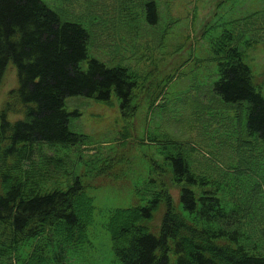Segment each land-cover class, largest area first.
<instances>
[{
	"label": "trees",
	"instance_id": "1",
	"mask_svg": "<svg viewBox=\"0 0 264 264\" xmlns=\"http://www.w3.org/2000/svg\"><path fill=\"white\" fill-rule=\"evenodd\" d=\"M238 1L227 0L209 28L217 72L212 90L238 106L244 134L264 145V94L239 46L244 32L234 33L254 14L225 21L229 3L235 9ZM158 17L157 2L148 1L146 22L156 26ZM90 39L83 24L44 0H0V88L10 66L18 78L0 110V264H264V228L251 225H264L263 169L246 162L225 183L207 184L185 152L163 146L177 201L166 183L159 188L151 179L141 187L140 177L130 196L103 205L99 186L85 182L88 175L59 153L89 139L72 131L79 114L68 110V98L108 102L115 94L123 112L135 110L139 74L91 57ZM12 114L20 118L13 121ZM44 145L56 153L47 155ZM164 206L162 223L152 230L149 223Z\"/></svg>",
	"mask_w": 264,
	"mask_h": 264
},
{
	"label": "rangeland",
	"instance_id": "2",
	"mask_svg": "<svg viewBox=\"0 0 264 264\" xmlns=\"http://www.w3.org/2000/svg\"><path fill=\"white\" fill-rule=\"evenodd\" d=\"M44 1L88 29L91 57L108 66L128 67L140 76L133 111L123 112L115 94L108 102L82 96L66 100L68 110L79 114L71 123L72 131L89 139L85 146L59 153L70 166L88 175L85 182L99 186L103 205L116 196H130L132 184L140 177L141 187L151 179L159 182V188L166 183L177 201V187L171 184L160 154L163 146L185 152L200 182L207 184L225 183L246 162L264 170V145L244 134L238 106L223 102L212 90L217 72L209 28L223 14L227 0ZM148 1H156L159 7L156 26L145 19ZM228 7L232 10L225 12V21L246 17L247 11L254 14L238 23L234 33L240 37L244 32L239 46L255 85L264 94V0H239L235 9L230 3ZM17 87V70L10 66L0 88V110L9 91ZM43 150L47 155L56 153L47 145ZM111 168L115 176L109 178L106 174ZM71 182L65 180L66 185ZM165 212L164 206L155 213L149 223L152 230H158ZM251 225L264 228L258 221Z\"/></svg>",
	"mask_w": 264,
	"mask_h": 264
}]
</instances>
